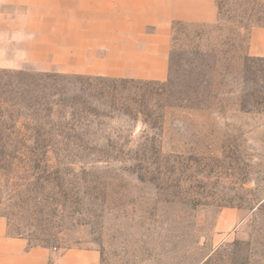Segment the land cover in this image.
Returning a JSON list of instances; mask_svg holds the SVG:
<instances>
[{
  "label": "rangeland",
  "instance_id": "rangeland-1",
  "mask_svg": "<svg viewBox=\"0 0 264 264\" xmlns=\"http://www.w3.org/2000/svg\"><path fill=\"white\" fill-rule=\"evenodd\" d=\"M44 1L0 0L7 233L43 264H264V0L173 24L162 81L73 72Z\"/></svg>",
  "mask_w": 264,
  "mask_h": 264
},
{
  "label": "crops",
  "instance_id": "crops-1",
  "mask_svg": "<svg viewBox=\"0 0 264 264\" xmlns=\"http://www.w3.org/2000/svg\"><path fill=\"white\" fill-rule=\"evenodd\" d=\"M52 16L71 17L57 32H70L72 71L111 79L162 81L175 23L212 25L216 0H47ZM58 25V24H56ZM249 54L264 57V28L252 32ZM0 264H43V249L7 233L0 217Z\"/></svg>",
  "mask_w": 264,
  "mask_h": 264
}]
</instances>
